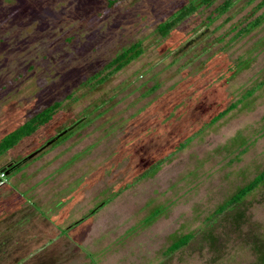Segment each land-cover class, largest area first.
<instances>
[{
	"label": "rangeland",
	"instance_id": "rangeland-1",
	"mask_svg": "<svg viewBox=\"0 0 264 264\" xmlns=\"http://www.w3.org/2000/svg\"><path fill=\"white\" fill-rule=\"evenodd\" d=\"M107 1L0 0V136L62 100L0 156V168L22 161L23 191L8 194L15 168L4 173L0 264H264V181L212 214L264 168V17L236 32L262 0H233L208 23L213 0L164 37L156 24L188 0ZM137 40L138 57L85 83Z\"/></svg>",
	"mask_w": 264,
	"mask_h": 264
},
{
	"label": "trees",
	"instance_id": "trees-1",
	"mask_svg": "<svg viewBox=\"0 0 264 264\" xmlns=\"http://www.w3.org/2000/svg\"><path fill=\"white\" fill-rule=\"evenodd\" d=\"M117 0H108L107 6L111 7L114 5V3ZM213 2V0H188L184 4L180 5L176 10H174L168 17H166L164 20L158 22L154 28V31L157 33L159 37H164L169 30L174 27L177 23H179L181 20L192 14L197 8L201 6H208ZM233 0H223L221 3L215 6V8L211 11V13L206 17V21L209 23L217 16L224 13L226 10L230 8L232 5ZM264 4V0H262ZM262 4V3H261ZM260 6V5H259ZM264 17V14L258 15L255 19L252 21H248L244 24V26L240 27L236 32L243 33L251 30L255 26H257L261 19ZM142 47L140 41H134L130 43L128 46L122 48L119 52L114 54L102 67V69L91 75L85 80V83H95L98 84L102 82L107 76L110 74L118 71L125 65H127L131 60L135 59L142 53ZM231 71L232 73L236 72L239 68L237 67V64H234ZM103 70H105L104 73ZM261 82H264V77ZM253 90V89H252ZM251 93H248L249 95ZM62 100H55L51 102L50 104L44 106L40 110L33 113L30 117H28L26 120L18 124L13 129L9 130L8 132L4 133L2 136H0V156L14 147L17 143H19L22 139L28 137L33 132H35L39 127L46 124L50 119L56 114L57 110L59 109L61 105ZM238 102V101H236ZM236 102L230 103L222 110L218 111L214 116L211 117L209 120V123L214 122L221 116H223L226 112H228L230 109H232ZM83 119H85V116L80 117L78 120L72 122L71 124L64 126L54 134H52L48 139H46L42 144H40L38 148H40L46 141L53 139L48 145H45L43 148H41L36 153L40 152L44 148H46L49 145H55L58 142L63 141L66 139L71 130L77 126L78 124L83 123ZM71 126L69 130H66V127ZM61 133V134H59ZM188 139L184 140L183 142H179L175 146V150H178L182 148L187 142ZM36 150V149H35ZM34 156V155H33ZM163 159V158H162ZM159 161L153 163L151 167L148 170L156 169V167L161 162ZM22 161H16L11 162L8 165L5 166V168H0V170L3 173L9 172V169L13 168H19L20 163ZM18 163V164H17ZM264 181V168H262L258 173H256L248 182L243 184L242 186L238 187L227 199H225L221 204H219L212 212V214H219L222 211H224L227 207L231 206L234 203L239 202L246 194H248L251 190H253L257 185L262 183ZM93 210V209H92ZM191 233H185L177 237L175 240H173L165 249V252L172 253L178 248L184 246L188 240L191 238Z\"/></svg>",
	"mask_w": 264,
	"mask_h": 264
},
{
	"label": "crops",
	"instance_id": "crops-1",
	"mask_svg": "<svg viewBox=\"0 0 264 264\" xmlns=\"http://www.w3.org/2000/svg\"><path fill=\"white\" fill-rule=\"evenodd\" d=\"M13 129V128H12ZM2 136V135H1ZM43 150H41L40 152H38V153H36L34 156L36 157V158H34L32 161H35V160H38V158H40L39 156H41L40 154H41V152H42ZM30 159V158H29ZM22 170V168L19 166V168H15V170L13 171V170H11L12 171V174H10V177L8 178V183H12L13 184V186H12V184H8L7 185V190H8V194H13L15 197H16V194H17V192H19V185L20 184H22V181H20L19 179L21 178L20 177V175H18V174H21V171ZM14 176H15V178H16V181L13 183L12 181H11V179L12 178H14ZM19 180V181H18ZM15 190V191H14ZM23 192V191H22ZM22 192H19V193H22ZM23 194V193H22ZM19 200H21V201H23V199H20V198H18ZM26 200V199H25ZM13 215L15 216L16 215V213H13ZM13 216V217H14ZM15 222V221H14ZM21 222L22 221H18L17 223H16V225L17 224H21Z\"/></svg>",
	"mask_w": 264,
	"mask_h": 264
},
{
	"label": "water",
	"instance_id": "water-1",
	"mask_svg": "<svg viewBox=\"0 0 264 264\" xmlns=\"http://www.w3.org/2000/svg\"><path fill=\"white\" fill-rule=\"evenodd\" d=\"M70 127H71V126L66 127V130H69ZM59 134H61V133H59ZM52 140H53V139H50V140L46 141V143H44V145H42L40 148H38V149L32 151L31 153L27 154L23 159L26 160V159H28V158H31L33 155L36 154L37 151H39V150H40L41 148H43L45 145H48ZM17 164H18V163H17Z\"/></svg>",
	"mask_w": 264,
	"mask_h": 264
},
{
	"label": "built area",
	"instance_id": "built-area-1",
	"mask_svg": "<svg viewBox=\"0 0 264 264\" xmlns=\"http://www.w3.org/2000/svg\"><path fill=\"white\" fill-rule=\"evenodd\" d=\"M5 180L4 173L0 170V185L3 184Z\"/></svg>",
	"mask_w": 264,
	"mask_h": 264
}]
</instances>
